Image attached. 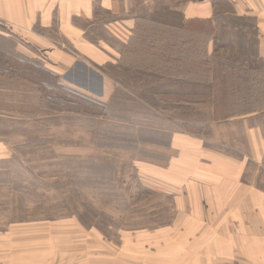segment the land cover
Here are the masks:
<instances>
[{
    "label": "rangeland",
    "instance_id": "obj_1",
    "mask_svg": "<svg viewBox=\"0 0 264 264\" xmlns=\"http://www.w3.org/2000/svg\"><path fill=\"white\" fill-rule=\"evenodd\" d=\"M188 1L204 0L172 2L176 10ZM208 1L214 22L192 20L168 35L140 27L132 63L93 66L110 80L108 96L97 99L77 94L91 92L68 74L58 84L50 72L36 71L34 63L47 62L46 50L11 36L0 23L1 260L182 262L165 256L166 248L157 246L163 241L135 238L165 230L176 214L165 184L151 176L164 171L171 132L182 116L170 108L177 100L165 94V58L172 52L173 72L185 69L195 77L213 74L220 61L249 63L257 52V17L250 13L264 10V0ZM64 67L66 73L70 67Z\"/></svg>",
    "mask_w": 264,
    "mask_h": 264
},
{
    "label": "crops",
    "instance_id": "obj_2",
    "mask_svg": "<svg viewBox=\"0 0 264 264\" xmlns=\"http://www.w3.org/2000/svg\"><path fill=\"white\" fill-rule=\"evenodd\" d=\"M172 1L0 0V23L11 36L46 50L47 62L34 63L36 71L50 72L58 84L68 74L91 92L77 94L97 99L108 96L110 80L92 67L132 63L140 27L168 35L192 20L214 22L211 1H188L176 10ZM250 14L257 17L251 62L220 61L213 74L195 77L184 68L174 73L172 52L165 58V94L177 100L170 108L182 116L164 171L151 176L165 184L176 214L165 230L135 238L163 241L157 246L166 248L165 256L183 258L176 264H264V10ZM5 257L0 264H10Z\"/></svg>",
    "mask_w": 264,
    "mask_h": 264
}]
</instances>
